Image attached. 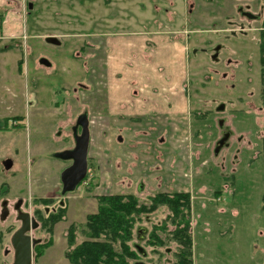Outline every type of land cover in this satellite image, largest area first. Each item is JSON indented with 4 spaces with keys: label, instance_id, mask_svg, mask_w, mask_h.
<instances>
[{
    "label": "rangeland",
    "instance_id": "rangeland-1",
    "mask_svg": "<svg viewBox=\"0 0 264 264\" xmlns=\"http://www.w3.org/2000/svg\"><path fill=\"white\" fill-rule=\"evenodd\" d=\"M170 1L179 15L159 12L162 24L154 21L156 8L165 6L160 0H6L0 7V26L10 12L17 13L22 36L18 42L12 34L13 40H0V215L1 201L9 212L0 220V264L13 262V204L21 200L22 211L39 222L49 215L45 209L60 208V175L67 162L52 156L74 148L81 115L89 131L87 176L65 195V217L52 232L41 227L30 234L40 241L31 264H69L66 232L82 226L97 212V198L108 195L133 196L148 205L158 194H187L193 264H252L264 248L259 51L264 29L261 20L246 23L233 11L250 4L257 16L263 0H187L190 13L185 0ZM232 30L239 36L231 37ZM114 34L126 40L144 34L155 41L142 57L145 63L153 60L143 67L159 64L157 87L146 83V74L132 82L127 68L110 85L109 76L128 61L107 53V43L119 38L109 36ZM172 41L179 43L166 44ZM216 45L217 63L210 57ZM166 47L179 51L168 69L160 65ZM164 71H171L166 87L173 92L161 90ZM6 160L8 170L2 166ZM167 216L159 206L134 224L130 245L140 252L137 264L173 261L166 252L176 247ZM152 233L163 246L154 244ZM82 240L79 234L75 242Z\"/></svg>",
    "mask_w": 264,
    "mask_h": 264
},
{
    "label": "trees",
    "instance_id": "trees-1",
    "mask_svg": "<svg viewBox=\"0 0 264 264\" xmlns=\"http://www.w3.org/2000/svg\"><path fill=\"white\" fill-rule=\"evenodd\" d=\"M261 27L264 29V19ZM260 67H261V102L264 107V32L260 33ZM20 67V63L18 65ZM17 119H15L16 121ZM261 150L260 155L263 165L264 183V123L261 127ZM264 208V195L262 197ZM38 203L47 205L48 201L41 200ZM97 212L87 216L82 226H71L66 232L68 249L64 253L69 264H137L139 254L134 250L130 242L133 238V226L140 220L141 214H149L164 206L169 212L167 219L174 227L171 238L176 243L174 251L166 249L171 253L173 261L170 264H193L192 261V238L190 234L189 221V199L187 194H158L156 198L150 199L148 205L139 204L133 196L108 195L97 198ZM64 207L58 208L49 215L39 217L41 226L52 232L53 226L64 219ZM165 226L160 230L165 231ZM80 234L83 240L76 243V236ZM137 236V235H136ZM156 241L154 244L163 246L164 243L158 235L152 233ZM152 246H154L152 244ZM156 246V245H155ZM136 251V252H135ZM165 253V254H167Z\"/></svg>",
    "mask_w": 264,
    "mask_h": 264
},
{
    "label": "crops",
    "instance_id": "crops-1",
    "mask_svg": "<svg viewBox=\"0 0 264 264\" xmlns=\"http://www.w3.org/2000/svg\"><path fill=\"white\" fill-rule=\"evenodd\" d=\"M4 1L6 2V0H0V7L2 6V4L4 3ZM9 1V0H7ZM18 18H20V16L17 14V13H14V12H10V14L7 16V19L1 24L0 26V30H1V36H0V40L1 41H7V40H13V37H9L10 34L12 35H18L16 37V42L19 41V37H22L21 36V20H19ZM116 34L114 35H109L110 37L111 36H115ZM157 35V34H156ZM161 35H164V33H162ZM107 36V35H106ZM137 36H140L139 39H136V38H132L130 40H126V38H129L127 37V35L125 34H121L119 36H115V37H119V38H114V40H112V42H108V47H107V53L109 55H111L113 58H121L122 56L127 59L128 61L126 63H119L120 64V68H118L119 70L116 71L112 77L109 76V82H110V85H113L114 82L116 83L118 80H117V77H119L120 75H122V71H125V69L127 68L128 70L132 69L133 71V81L134 83L138 82V78H139V82H141V78H142V75L143 74H146V83L149 84V86H153L155 85V87H157V84L155 82H158V75L159 74L158 72L155 71V69H157V67L159 66V64H155V66L152 68V67H143V65H146V64H151V60H150V57H149V60L148 62L145 63V60L143 59V53L147 50H143L144 48H146V46H148L150 44V42H155V41H152V39L149 38H144V36L146 35H137ZM109 37V38H110ZM173 43H179V42H175V41H172V42H168L166 44H171L173 45ZM135 46L137 47V49L135 48ZM112 49L111 52H108L109 49ZM175 49H176V52H179L178 51V48H164L162 50V52H165L164 55L160 58V65H162L163 67L165 66L167 69L169 67V63L170 61L174 62V52H175ZM177 55V54H175ZM169 56V59L168 57ZM127 57V58H126ZM167 57V58H165ZM168 59V60H167ZM170 60V61H169ZM153 61V60H152ZM145 63V64H144ZM118 64V63H116ZM148 64V65H149ZM154 70V71H153ZM142 71H144L142 73ZM112 71H110L111 73ZM154 72V73H153ZM166 71H164L163 73V81L166 83V84H162V89L161 90H164L165 92H173L172 90L168 89V85H171L169 82L166 81V77L167 75L171 74L170 72L168 73H165ZM125 73V72H124ZM130 75H132V72L129 73ZM162 75V74H161ZM179 76H182V74L180 73ZM148 78V79H147ZM180 78V77H179ZM172 83V82H171ZM181 83V81H180ZM115 85V84H114ZM165 85V87L163 86ZM182 85V84H181ZM154 87V88H155ZM171 88V86H170ZM157 90V88H156ZM179 92V91H178ZM177 97H179V95H177ZM176 97V98H177ZM173 102V100L175 101V99L172 97L169 96V100ZM171 102H168L166 104V109H173V106L174 105H178L179 102L176 101V104L175 102L174 103H171ZM172 104V105H171ZM157 105V104H156ZM252 264H264V248L262 249L261 252H259V254L257 255L256 259H254V262H252Z\"/></svg>",
    "mask_w": 264,
    "mask_h": 264
},
{
    "label": "water",
    "instance_id": "water-1",
    "mask_svg": "<svg viewBox=\"0 0 264 264\" xmlns=\"http://www.w3.org/2000/svg\"><path fill=\"white\" fill-rule=\"evenodd\" d=\"M31 9V4L28 5ZM50 44L58 45V41L55 39H48ZM222 106L218 110H222ZM77 125L81 128V134L75 138L74 148L70 151L54 154L55 159L62 161L70 160L71 166L62 171L60 175V182L62 185L61 195L65 196L73 192L76 187L84 180L87 172V152L89 144V131L87 128L86 116L82 115L78 118ZM226 135H224V138ZM223 143L220 141L218 148ZM217 152V150H216ZM4 169L8 170L11 167V162L7 161L3 164ZM7 216V212L2 210L0 220L4 221ZM22 227L15 231L11 237V246L13 248V262L12 264H31L32 262V249L39 243L38 240L31 241V238L27 235L29 232L28 222L29 215L23 214L21 216ZM37 224L32 221V229H36Z\"/></svg>",
    "mask_w": 264,
    "mask_h": 264
},
{
    "label": "flooded vegetation",
    "instance_id": "flooded-vegetation-1",
    "mask_svg": "<svg viewBox=\"0 0 264 264\" xmlns=\"http://www.w3.org/2000/svg\"><path fill=\"white\" fill-rule=\"evenodd\" d=\"M176 1H182V0H176ZM250 1H252V0H250ZM257 1H259V0H257ZM185 2L188 4V6H187V10H186V13H190L191 11H192V8H193V5L191 4V3H189L187 0H185ZM161 3H164V7L162 8V9H160V11L158 10L159 8H156V10L154 11V18H155V22L157 23V24H162V23H160V22H162V21H159L157 18H158V13L159 12H164L165 11V13H166V17H169V18H171V17H173L174 15H179L178 13V9H176L175 7H173L174 6V3L173 2H171L170 0H160V4ZM262 7H260V11H259V15H257V16H255V15H253L251 12V9H252V5H250V4H245V6H237L233 11H234V13H235V15H239V17L242 19V20H244L246 23H250V22H260V20L262 21L261 22V24L263 23V19H264V0L262 1ZM169 6H171V7H169ZM171 10H174V11H171ZM155 12H156V14H155ZM157 15V16H156ZM167 19V18H166ZM229 23H230V25L231 26H234V24H235V22L234 21H228ZM168 24V22H165V24ZM159 27H162V26H159ZM162 28H165V26L164 27H162ZM261 30H262V28H261ZM237 30H232L231 31V37H237V36H239L238 35V33H235ZM239 32H243V31H245V30H238ZM162 33H164V31H156L155 32V34H157V35H161ZM184 33V29L182 28V29H179L178 31H177V34L178 35H181V34H183ZM165 34V33H164ZM169 34V33H168ZM234 34V35H233ZM186 35H187V33H186ZM245 35V34H244ZM185 39H186V37H184ZM186 40H188V35H187V39ZM183 41V40H182ZM219 46L218 45H216V46H214L212 49L213 50H215L214 52H212L211 54H210V57H211V59H212V61L213 62H218L219 61V58H217V56H218V52L221 50V48H220V50H219ZM201 52H203V53H205L206 52V50L205 49H201ZM228 62H229V60H228ZM215 72H217V71H215ZM223 74V73H222ZM82 116V115H81ZM74 129L76 130V132H77V130H79V132H78V134L76 135V132H75V138H77V137H79V135L81 134V128H80V126H78L77 125V123H76V126L74 127ZM80 133V134H79ZM230 134V133H229ZM225 135V134H224ZM52 158H54L53 156H52ZM55 159V158H54ZM7 161H9V160H6L5 162H7ZM4 162V163H5ZM67 162V166H66V168H68V167H70L71 166V164H72V162L70 161V160H67L66 161ZM88 162V161H87ZM3 163V164H4ZM3 166V165H2ZM4 167V166H3ZM65 168V169H66ZM6 170V169H5ZM87 172H88V163H87ZM87 172H86V176H87ZM86 178V177H85ZM84 178V179H85ZM84 181V180H83ZM82 181V182H83ZM81 182V183H82ZM81 183L79 184V185H81ZM160 187V186H159ZM61 190H62V185H61ZM59 199H61L60 201H59V207L61 208V207H63V206H65V196H62L61 195V193H60V197H59ZM1 204H2V210H5L6 212H7V214L9 213L8 211H7V204H6V202L5 201H1ZM23 203H22V201L21 200H19V201H17L15 204H13V206H12V208L14 209L13 210V212L15 211V217H14V221H15V223L17 224V227H16V229L13 231V233L15 232V231H17L18 229H20L21 227H22V219H21V216L23 215V214H27V215H29L28 213H24L23 211H22V209H23ZM56 209L54 208V207H51L50 208V211H52V212H54ZM45 212L46 213H49V211L47 210V209H45ZM46 215H48V214H46ZM7 217V216H6ZM46 217V216H45ZM32 221H34L36 224H37V228L36 229H32ZM28 227H29V232H27V235L31 238V241H33V240H35V239H33L32 238V236L30 235L32 232H35L37 229H39V228H41L42 226H41V222H39L38 220H37V216H35V214H32V215H29V222H28ZM13 233H12V235H13ZM12 235H11V237H12ZM11 237H10V240H9V242H10V247L12 248V246H11ZM40 242V241H39ZM39 244V243H38ZM37 245V244H36ZM12 250H13V248H12ZM142 255H145V254H142Z\"/></svg>",
    "mask_w": 264,
    "mask_h": 264
}]
</instances>
